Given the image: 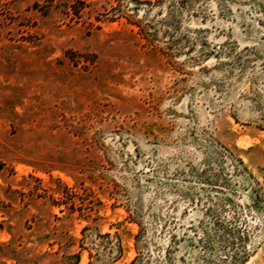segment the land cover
<instances>
[{"label": "rangeland", "instance_id": "374dc122", "mask_svg": "<svg viewBox=\"0 0 264 264\" xmlns=\"http://www.w3.org/2000/svg\"><path fill=\"white\" fill-rule=\"evenodd\" d=\"M0 264H264V0H0Z\"/></svg>", "mask_w": 264, "mask_h": 264}]
</instances>
